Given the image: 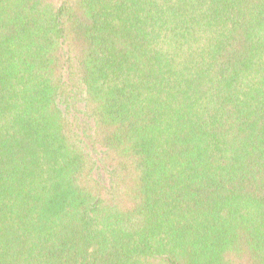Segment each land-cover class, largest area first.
Here are the masks:
<instances>
[{
	"label": "trees",
	"instance_id": "trees-1",
	"mask_svg": "<svg viewBox=\"0 0 264 264\" xmlns=\"http://www.w3.org/2000/svg\"><path fill=\"white\" fill-rule=\"evenodd\" d=\"M0 264H264V0H0Z\"/></svg>",
	"mask_w": 264,
	"mask_h": 264
}]
</instances>
